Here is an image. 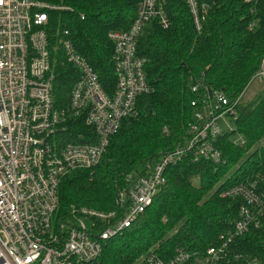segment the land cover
Masks as SVG:
<instances>
[{"label": "trees", "instance_id": "obj_1", "mask_svg": "<svg viewBox=\"0 0 264 264\" xmlns=\"http://www.w3.org/2000/svg\"><path fill=\"white\" fill-rule=\"evenodd\" d=\"M36 1L63 8L48 11L46 30L54 108L68 106L78 78L77 70L64 59L62 39L72 43L97 74L103 91L112 96L116 76L108 33L127 30L141 0ZM164 1L170 26L148 22L136 47L137 56L146 60L144 72L153 92L137 98L135 115L121 121L97 166L72 171L61 180L55 222L69 218L72 208L114 210L126 175L145 174L183 144L193 116V80L201 79L234 100L259 68L264 57V0H215L200 33L184 0ZM68 123L67 130L59 133L62 145L88 142L81 137L92 133L82 119L69 118ZM234 124L236 130L222 134L216 143L221 164L184 158L165 169V186L129 228L105 242L100 264H145L143 258L150 251L168 260L180 248L204 252L219 244V236L233 228L242 205L240 199L222 198L221 193L245 181L264 190V93L238 105ZM235 134L243 144L232 142ZM229 251L240 257L238 264H264V216L261 225L236 238Z\"/></svg>", "mask_w": 264, "mask_h": 264}, {"label": "built area", "instance_id": "obj_2", "mask_svg": "<svg viewBox=\"0 0 264 264\" xmlns=\"http://www.w3.org/2000/svg\"><path fill=\"white\" fill-rule=\"evenodd\" d=\"M184 2L195 31L202 32L215 0ZM164 5V0H141L130 27L108 33L116 76L112 96L103 91L97 74L72 43L62 39L64 59L77 70L78 78L68 106L56 109L46 30L48 11L63 8L36 0H0V264H100L105 242L129 228L165 186L167 167L184 158L213 165L224 161L216 143L222 134L233 132L230 123L237 119L241 96L230 100L203 80H193V116L184 143L145 174L126 175L114 210L72 208L64 222L54 220L61 180L72 171L96 166L121 121L135 115L137 98L153 92L144 72L146 60L137 56L136 47L148 22L157 21L165 29L170 26ZM252 81L264 87V57ZM69 118L82 119L92 133L81 137L88 142L61 144L59 133L67 130ZM232 142L244 141L239 136L238 142ZM221 197L240 199L242 205L233 228L219 236L217 246L204 252L180 248L168 260L150 251L143 262L238 264L240 257L230 254L229 248L236 238L261 225L264 190L256 182L245 181L226 189Z\"/></svg>", "mask_w": 264, "mask_h": 264}, {"label": "rangeland", "instance_id": "obj_3", "mask_svg": "<svg viewBox=\"0 0 264 264\" xmlns=\"http://www.w3.org/2000/svg\"><path fill=\"white\" fill-rule=\"evenodd\" d=\"M243 3H244V2H243ZM252 78H253V77H252ZM252 78L249 80V83L247 84L246 88H245V89L243 90V92L240 94V96H241V101H240V103H243V104L250 103V102L254 101L255 99H257L258 96H259L260 94L264 93V92H262V91L264 90V87H262L261 84L252 81ZM251 81H252V82H251ZM230 128H231L232 131L236 130V127H235L234 122H231V123H230ZM225 131L228 132V129H226ZM185 138H186V132H185ZM232 140H233L234 142H238V141H239V136H238V134L233 135ZM184 141H185V139H184ZM184 141H183V143H184ZM181 145H182V144H181ZM179 146H180V145H179ZM179 146H177V147H175V148H178ZM175 148H174V149H175ZM174 149H173V150H174ZM173 150H172V151H173ZM168 152H169V151H168ZM98 164H99V163H98ZM98 164H97V165H98ZM97 165H96V166H97ZM94 167H95V166H94ZM94 167H93V168H94ZM193 183H194V184H197L198 182H197V180H194Z\"/></svg>", "mask_w": 264, "mask_h": 264}]
</instances>
